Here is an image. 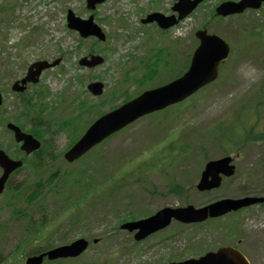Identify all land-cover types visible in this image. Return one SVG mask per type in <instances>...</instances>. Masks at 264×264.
Listing matches in <instances>:
<instances>
[{
	"label": "rangeland",
	"instance_id": "obj_1",
	"mask_svg": "<svg viewBox=\"0 0 264 264\" xmlns=\"http://www.w3.org/2000/svg\"><path fill=\"white\" fill-rule=\"evenodd\" d=\"M56 1L47 4L48 0H0V90L4 97L0 120L9 118V121L15 122L16 117L20 115L22 129L28 130L36 121L33 111L42 107L40 103L46 109L42 112V118L45 119L48 113L54 111L58 117L70 116L75 112L76 106L73 104L77 103L80 96L88 97L89 103L95 102L86 109V112L89 110V116L88 112L79 114L66 128H60L58 122L53 121L43 125L44 138L51 144L50 150L41 155L44 165L42 175L45 178L49 171L57 170L56 166L73 168L74 162L68 163L62 156L67 143L79 137L85 130L84 125L94 117L107 111L111 105L122 102L121 95L111 99L114 94L109 90L120 88L118 85L114 86L121 81L122 72L134 63L131 60L133 57L138 59L149 51L148 55L159 56L158 64H161L165 73H173L178 67L173 59L176 58L177 62L181 63L187 54L193 51L198 43L194 31L203 23H206L209 32L227 38L231 46L235 45V50L222 67V75L187 102L179 105L180 110L176 112L174 119L172 116L168 120L164 113L140 118L123 131L104 140L92 152H95L93 156L100 162L115 159V165L122 163L116 167L114 178L119 179L125 173L134 174L135 178L147 180L146 188L138 186L132 180L127 184L119 180V183L124 184L118 187L110 199L105 194L91 193L89 202H83L81 205L86 208L85 217L75 225H72L69 219L75 208L65 212L50 196L41 201H34L29 206L34 213L33 219L51 218L47 222V229L37 223L35 232L49 233L56 227L55 233L64 234L67 239L82 235L97 238L99 241L92 244L83 256L84 262L88 261V264H157L182 258L185 254L181 249L189 247L187 252L197 256L202 250L219 244L218 242L223 241L226 234L228 236L231 232L227 229L225 233L224 228L221 229L219 224H223V221L220 217L209 218L205 223L193 226L173 222L167 230L161 231L160 235L134 244L130 232L121 229L119 223L123 219L125 221L129 215L144 217L164 206H202L214 199L237 197L253 191L264 192V141L244 142L237 148L226 145L229 150L227 153L216 149L215 139L206 132V129L217 121H225L227 124L231 122L229 115L239 109L242 101L249 103L250 110H246L242 116L239 115L243 122L241 126L236 124L234 127L236 140H240V136H243L251 125L258 133L264 132V30L262 39L250 34L252 29L264 27V5L241 15L210 19L208 10L219 0H208L168 31L158 28L155 24L142 25L139 16L145 15V8H149L152 1V8L170 14L173 0H134L131 5H127L125 0H105L96 6L94 13L95 22L99 21L102 30L106 31L105 41L88 37L82 39L80 47H77L79 35L66 28L65 14L67 8H71L76 15L86 18L90 12L85 7V0ZM169 42H173L176 56L171 51L167 55L164 54L162 47L167 46ZM160 48L162 50L158 53ZM92 52L100 54L103 62L93 68L80 67L77 60ZM57 58L58 64L41 74V83L31 85L26 91L27 94L25 92V96L29 95L33 103H30L28 109L24 108L21 101L25 97H17L16 92L11 91V82L21 77L32 61H52ZM126 77L124 75L123 78L127 79ZM95 79L104 82V91L97 97L86 90L87 82ZM44 88L48 93L44 97H38L35 90ZM128 90L133 94L137 86L131 82ZM257 93L260 95L257 96ZM95 109L97 110L93 113ZM172 109L174 107L170 108ZM25 112L26 118L22 116ZM58 117L50 120H57ZM184 130H188V137H193V132L204 135L203 138L199 137L204 143L202 149L208 150L207 160L227 154L233 158L235 173L229 178H223L220 187L201 192L195 188L205 157H202L200 152L202 149H194V144L190 149L191 156L169 165L165 171L156 170L160 160L169 159L173 155L175 145L182 142L180 131ZM0 148L12 157H20L22 154L17 152L11 133L1 121ZM182 148L189 151L188 144H183ZM28 159L31 161L34 157L29 156ZM31 166L28 164L16 171L10 177L8 186H20L23 190L25 188L24 195L29 193L35 172L34 165ZM110 166L112 167V163ZM177 180H181L183 191H187L186 197L181 198L180 195L167 192L168 184ZM64 185L65 187H58L56 190L67 192L68 182ZM77 189L78 187L73 188V195L77 194ZM56 193L53 192V195ZM61 193L57 199L61 197ZM3 198L5 199L2 195L0 264H18L20 251L14 249L16 243L27 235L25 222L19 215H12L9 207L3 206ZM24 202L22 196L16 200V205L24 206ZM235 218L236 216L227 217L223 220L231 222ZM160 237L164 240L156 241L160 240ZM179 247L180 249H177ZM6 258L7 262L1 263Z\"/></svg>",
	"mask_w": 264,
	"mask_h": 264
},
{
	"label": "water",
	"instance_id": "obj_2",
	"mask_svg": "<svg viewBox=\"0 0 264 264\" xmlns=\"http://www.w3.org/2000/svg\"><path fill=\"white\" fill-rule=\"evenodd\" d=\"M102 0H87L88 7L93 8L95 3ZM200 0H179L173 6L174 10H179L178 18H182L186 15ZM261 1L264 0H240L237 3L224 2L220 4L216 11L219 14L227 15L234 12H241L246 7L256 8L259 7ZM181 6V10H180ZM156 19L158 24L166 28L176 22L173 16L164 17L158 14L148 15L143 21H150ZM68 27L78 30L81 36L86 37L91 34L98 35L103 39V35L100 34L99 29L92 24L91 17L88 20H81L69 13L67 16ZM196 36L199 38V46L193 52L191 63L188 70L179 78L159 86L157 88L148 90L142 93L137 98L123 104L119 108L107 113L99 118L94 124H92L85 134L65 153L67 160L72 161L81 156L85 151L92 147L97 142L101 141L104 137L110 133L118 130L125 124L131 122L138 116L160 109L170 103H174L182 100L186 96L190 95L204 84L214 80L219 71L220 63L228 56L229 47L228 44L219 36L213 34L208 35L205 30H199L196 32ZM57 61L53 62L55 64ZM101 62L98 57H93L92 60H81V63L87 65H94ZM49 66L46 62H36L29 66L27 76L21 80L25 83L26 80L36 81L42 68ZM17 82L13 88L22 90L23 87H17ZM88 88L94 93L99 94L102 91V83L95 82L88 85ZM15 138L17 141L23 140L21 149L27 153L38 148L39 142L35 140L31 135L21 133L15 128ZM230 161L229 157L210 161L206 164L205 170L202 173V177L197 185L200 190L209 189L211 187L218 186L220 184V172L229 175L233 172V167L228 165ZM0 164L4 167V173L0 177V193L4 188V183L8 174L16 167H18L20 161L9 160L0 151ZM208 176H211L208 179ZM261 198L244 197L236 200L224 199L218 202L209 204L202 208L195 209L192 206L183 208H163L156 212L154 215L145 219L137 221H131L122 224V228H126L130 231L137 229L135 233V239H142L149 233L156 231L166 226L172 217L183 221H201L208 215L216 216L222 214L230 209H237L243 205L254 203ZM86 245V241L79 239L68 247L60 248V255H67L71 250V253L80 252ZM54 255H57L56 251ZM165 264H247L242 255L230 248H220L217 252H208L205 255L197 259H187L179 262H169Z\"/></svg>",
	"mask_w": 264,
	"mask_h": 264
},
{
	"label": "trees",
	"instance_id": "obj_3",
	"mask_svg": "<svg viewBox=\"0 0 264 264\" xmlns=\"http://www.w3.org/2000/svg\"><path fill=\"white\" fill-rule=\"evenodd\" d=\"M173 46H170V48H172ZM163 51L164 54L167 55L168 52H170L169 48L167 46H163ZM162 48L159 49V52H161ZM151 54H147L145 53L140 59H138L137 66L140 68H143V73L139 76L137 75H132L129 76L127 75V79L132 77V79H134L137 84L140 87H147V85H152V84H159L161 82L167 81L171 78H173L174 76H177L180 72L183 71V68L185 67V63L184 66L182 64V66L177 69L176 71H174L173 73H165L161 66V64H158V61L160 60L159 56L155 55V56H150ZM155 65V67H154ZM154 75H156L155 77H153ZM264 89V87H262V90ZM124 95L126 96V98L129 96L126 89L123 91ZM240 108L238 110H235L236 112L233 113V115H235L236 117L227 124V122L224 121H217L215 123H213L208 131V135H210L211 138L215 139L216 141V146L217 149L226 151V145L227 144H231V143H240L243 141H264V132H260V133H251L250 129H247L244 132L243 136H240V140H236V136L234 133V127L237 124L238 126H241L242 124V119L239 117V115H243V113L247 110L248 108V103L246 101H242V103L239 105ZM180 108L179 106H177V108L174 111H179ZM168 114V111L165 112V115ZM34 134L40 136L41 132L39 130V128H35L34 130ZM250 132V133H249ZM182 152V151H181ZM89 160L85 161L80 167L79 170L76 174H71L69 173L67 176L63 175L60 176L61 179V183L60 185H57L58 183H56V179L55 176L53 175L54 173H51L48 178H46V180L44 181H40L41 178H39L38 181H36V187L33 190L31 196L27 195L26 196V201H31L33 200V198H36L37 195H39L41 193V191L43 189L40 190V186L42 184H44V182H46V185H50V187H52V189L54 187L57 186H61V187H65L64 184H66L65 182L69 180L68 182V190L67 192L65 191H61L57 192L61 193L63 195V206H67L65 205V203H67L68 205L70 204H79L81 201H85L89 195L98 193L99 191H104L106 189V186H108V188L106 189V197L110 196L114 190L117 188V185L119 183H116L117 185H111L110 181H114L112 176H96V168L94 166V164H96L97 169H98V165H97V161L96 159L92 158V160H90V158H88ZM98 160V159H97ZM100 161V160H99ZM71 174V175H70ZM70 179L72 180L70 182ZM102 179H107L108 183L104 184L105 182ZM136 181H141L139 178L136 179ZM67 187V186H66ZM78 187L77 189V194L73 195V188ZM171 191L173 192H182L183 188L181 186V184L179 182H175L173 183V185L170 188ZM15 194H20V191L17 189L14 190ZM12 197L7 201L10 202L11 204H13L12 201ZM74 202V203H73ZM20 212H24L22 209H19ZM82 212L85 214V209H82ZM131 214V213H130ZM24 215L26 216L27 213L25 212ZM129 218L132 219L133 216L129 215Z\"/></svg>",
	"mask_w": 264,
	"mask_h": 264
},
{
	"label": "flooded vegetation",
	"instance_id": "obj_4",
	"mask_svg": "<svg viewBox=\"0 0 264 264\" xmlns=\"http://www.w3.org/2000/svg\"><path fill=\"white\" fill-rule=\"evenodd\" d=\"M254 194L264 196V192H254ZM232 214L235 215L236 218L231 222L224 223L226 232L227 229L231 231L230 235L227 236L226 234L224 245L231 246L241 251L251 264H264V201L240 208L233 211ZM49 236L51 235L43 233L34 236L37 238L34 239L35 242L31 244L35 247V251L32 253L33 255L43 253L57 245L68 244L70 241L72 242L76 239L72 238L68 241L67 239L60 238L59 243L51 244L45 242ZM86 240L88 241L87 249L92 244L96 243L93 241V238H86ZM83 252L76 257L48 259L45 256L41 264H84Z\"/></svg>",
	"mask_w": 264,
	"mask_h": 264
}]
</instances>
